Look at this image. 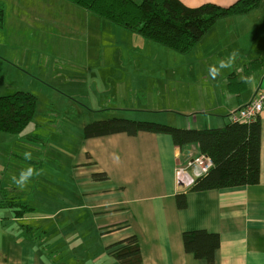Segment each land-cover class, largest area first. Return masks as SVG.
I'll list each match as a JSON object with an SVG mask.
<instances>
[{
    "label": "crops",
    "instance_id": "1",
    "mask_svg": "<svg viewBox=\"0 0 264 264\" xmlns=\"http://www.w3.org/2000/svg\"><path fill=\"white\" fill-rule=\"evenodd\" d=\"M181 1L189 7L206 3L228 7L237 0ZM47 2L43 7L58 8V0ZM60 3L72 11L84 13L72 8L73 3ZM262 6L245 15L218 20L220 34L215 48V52L219 50L218 58L210 55L207 63L201 62L213 87L209 93L210 103L178 111L174 126L187 129L225 127L232 121L230 112L249 102L258 90L264 91V12L258 14ZM66 18L72 20L73 15ZM234 50L238 52L235 64L212 79L209 67ZM253 61L260 65L248 72ZM83 68L81 78H71L81 87H70L67 96L71 103L79 102L89 123L111 118L153 122V119L141 117L148 115L145 114L147 109L115 107L118 100L112 91L115 88L113 80L116 71H122L120 68H103L99 74L94 73L99 80L95 86L90 83L89 66ZM229 77L234 78V83H230ZM116 78L121 80L120 75ZM244 78H251V82L246 83ZM240 83L245 84L244 90L239 89ZM104 100L109 103L108 109L130 113L117 115V112L93 107L104 108ZM88 104L93 105L90 108ZM92 118L97 119L91 121ZM260 122V182L207 191L181 190L177 183L179 162L201 154L196 144L182 150L175 146L170 135L144 131L132 136L123 132L92 138H84L82 133L80 155L72 161V183L78 189L77 194L72 190V198L73 202L82 201V204H75L70 211L73 218L82 217V221L88 218V224L74 227V223H66L65 236L61 237L53 232L61 240L65 237L68 250L65 258L61 252L63 247L53 240V228L48 230L35 224L33 216L17 215L16 208L4 206L10 203L9 198L18 189L0 180V264H87V252L95 249L91 241L84 240L83 234L87 233H96L94 239L98 246V255L88 264H121L112 251L118 242L133 235L138 239L143 264H264V114ZM100 172L108 178L94 180L92 175ZM178 194L186 195L185 208L178 207ZM194 230L219 235L220 246L213 262L197 259L185 250L183 233ZM74 232L79 236L73 235ZM59 258L64 263L58 262Z\"/></svg>",
    "mask_w": 264,
    "mask_h": 264
},
{
    "label": "rangeland",
    "instance_id": "2",
    "mask_svg": "<svg viewBox=\"0 0 264 264\" xmlns=\"http://www.w3.org/2000/svg\"><path fill=\"white\" fill-rule=\"evenodd\" d=\"M58 1L57 9H49L42 5L47 0H0L4 15L0 28V96L22 91L37 100L33 121L21 133L0 132V180L18 189L12 193L15 200L28 202L32 212H26V216H33L35 224L53 228L52 234L58 232L61 237L65 236L66 223L77 227L89 222L88 218H73L70 211L75 204H82L72 198L73 189L74 194L78 193L72 183V161L80 155L83 127L90 122L84 118L79 102L71 103L67 96L70 87H81L71 80L72 76L81 78V69L89 66L90 83L95 86L99 81L95 74L101 69L120 68L122 71H116V75L121 80L116 75L113 80L112 91L118 100L115 107L147 109L148 115L141 117L174 126L178 111L210 103L213 87L201 62L207 63L210 55L218 58L219 50L215 52V48L220 25L190 52L181 53L102 21L74 4L70 6L84 13L65 8L60 2L67 0ZM263 2L258 14L264 12ZM70 15L72 20L66 18ZM104 103V108L93 107L117 115L130 113L108 109L109 103ZM88 105L91 108L93 104ZM25 152L32 154L30 160L25 159ZM30 165L40 175L21 190L11 177ZM57 234L52 235L53 240L63 247L61 252L66 258L65 237L61 240ZM95 234H83L84 240L95 247L87 252V264L98 255ZM73 235L79 236L76 232ZM58 262L64 263L62 258Z\"/></svg>",
    "mask_w": 264,
    "mask_h": 264
},
{
    "label": "trees",
    "instance_id": "3",
    "mask_svg": "<svg viewBox=\"0 0 264 264\" xmlns=\"http://www.w3.org/2000/svg\"><path fill=\"white\" fill-rule=\"evenodd\" d=\"M100 19L108 21L139 34L145 39L163 44L177 52H190L218 20L245 15L258 9L263 0H237L228 7L206 3L189 7L181 0H67ZM3 11L0 10V28L3 25ZM255 62V63H254ZM248 72L259 67L251 62ZM230 83L234 78L229 77ZM240 90L245 84L240 83ZM37 108L36 97L29 92L18 91L0 96V132L21 133L32 121ZM170 135L175 146L184 150L196 144L201 154L211 158L213 164L207 173L197 178L189 190L207 191L228 187L255 185L261 176V122H234L222 128L187 129L166 124L111 118L87 124L84 138L100 137L115 133L136 135L139 132ZM94 180H105V173H94ZM9 198L4 204L16 208L17 215L25 216L32 208L23 202ZM180 209L187 206L186 195L176 196ZM21 207V208H20ZM15 209V210H16ZM185 250L197 259L209 263L214 261L215 251L220 246V237L205 230L183 233ZM113 255L121 264H143L135 235L115 245Z\"/></svg>",
    "mask_w": 264,
    "mask_h": 264
},
{
    "label": "built area",
    "instance_id": "4",
    "mask_svg": "<svg viewBox=\"0 0 264 264\" xmlns=\"http://www.w3.org/2000/svg\"><path fill=\"white\" fill-rule=\"evenodd\" d=\"M264 114V91L258 90L252 99L230 112V118L234 122L250 123L258 120ZM213 162L210 157L198 154L185 162H179L176 167V178L181 190H189L196 179L204 175L211 168Z\"/></svg>",
    "mask_w": 264,
    "mask_h": 264
},
{
    "label": "clouds",
    "instance_id": "5",
    "mask_svg": "<svg viewBox=\"0 0 264 264\" xmlns=\"http://www.w3.org/2000/svg\"><path fill=\"white\" fill-rule=\"evenodd\" d=\"M238 52L233 51L231 52L226 58L219 60L218 64H213L209 67V75L212 79H216L224 69L231 68L237 59ZM246 83L251 82V78H244ZM25 159L30 160L32 158V154L30 152H25L24 153ZM40 171H38L35 166H28L25 169H22L19 172V175H12L11 179L13 183L21 190L26 188L29 184V181L34 177V176H39Z\"/></svg>",
    "mask_w": 264,
    "mask_h": 264
}]
</instances>
